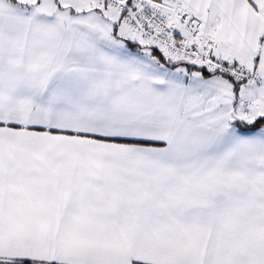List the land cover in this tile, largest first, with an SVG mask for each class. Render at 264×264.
I'll use <instances>...</instances> for the list:
<instances>
[{
  "label": "snow or ice",
  "instance_id": "obj_1",
  "mask_svg": "<svg viewBox=\"0 0 264 264\" xmlns=\"http://www.w3.org/2000/svg\"><path fill=\"white\" fill-rule=\"evenodd\" d=\"M0 264H264V0H0Z\"/></svg>",
  "mask_w": 264,
  "mask_h": 264
}]
</instances>
